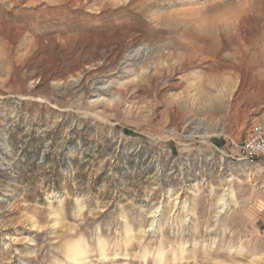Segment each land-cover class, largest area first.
Listing matches in <instances>:
<instances>
[{"label": "rangeland", "instance_id": "374dc122", "mask_svg": "<svg viewBox=\"0 0 264 264\" xmlns=\"http://www.w3.org/2000/svg\"><path fill=\"white\" fill-rule=\"evenodd\" d=\"M262 123L264 0H0V264H264Z\"/></svg>", "mask_w": 264, "mask_h": 264}, {"label": "built area", "instance_id": "2783aa9c", "mask_svg": "<svg viewBox=\"0 0 264 264\" xmlns=\"http://www.w3.org/2000/svg\"><path fill=\"white\" fill-rule=\"evenodd\" d=\"M240 152L243 159L264 162V123L255 125L248 131Z\"/></svg>", "mask_w": 264, "mask_h": 264}, {"label": "bare ground", "instance_id": "6f19581e", "mask_svg": "<svg viewBox=\"0 0 264 264\" xmlns=\"http://www.w3.org/2000/svg\"><path fill=\"white\" fill-rule=\"evenodd\" d=\"M84 260H86L85 253H83V251L78 252L77 255L75 256V261L79 264L83 262Z\"/></svg>", "mask_w": 264, "mask_h": 264}]
</instances>
